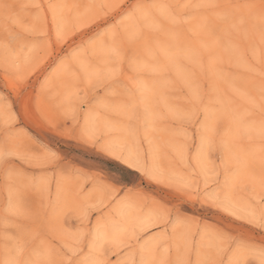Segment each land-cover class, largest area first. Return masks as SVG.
<instances>
[{
    "label": "rangeland",
    "instance_id": "obj_1",
    "mask_svg": "<svg viewBox=\"0 0 264 264\" xmlns=\"http://www.w3.org/2000/svg\"><path fill=\"white\" fill-rule=\"evenodd\" d=\"M207 2L209 0H0V95L15 99L11 74L6 75L2 66L6 30L22 32L27 38L26 47H17L12 59L19 65V71L26 73L23 87L28 95L34 96L52 116L57 115L60 105H72L75 114L80 115L82 103L86 106L90 98L80 79L92 75L97 66L107 71L114 66L117 72L125 73L126 79H129L128 73L139 77L137 115L146 112L149 122L155 120L156 126L149 127L145 133L143 119L122 115L120 118L133 126V133L125 134L124 146L134 155L138 152L142 164L155 163L175 180L194 176L202 191L206 189L226 199L234 213L212 215L210 221L245 230L247 218L264 210V109L261 108L264 43L258 27L250 28L247 38L242 39L230 32L218 14L185 7ZM50 3L69 6L58 10L62 30L67 32V38L61 42H57L49 28L51 14L47 5ZM134 3L170 7L150 9L139 21H126L120 28L122 51L118 55L102 49L104 39H111L110 33L107 37L105 33L113 19L119 24L120 8L100 6ZM97 36V45L88 52L83 67L81 62H73L70 70H58V58L71 55L81 39ZM133 57L139 61L135 71L129 66ZM26 59L33 64L31 70ZM193 105L206 106L214 115L218 136L210 157L196 155L194 144L198 141L193 132L197 127L196 119L200 117L197 115L191 121L185 119L194 111ZM15 108L18 110L19 105ZM4 127L0 121V135ZM33 131L39 130L33 127ZM54 146L66 153L71 151L66 143L54 142ZM110 163L114 162L102 165L105 171ZM24 167L38 173L47 165L34 161ZM48 178V188L43 194L28 190L24 210L38 212L42 218L46 215L61 229L65 239L71 241L89 223L95 225L101 214L106 218H124L116 215L117 209L113 206L118 192L87 193L89 181L61 177L55 172H48ZM128 182L141 183L135 173L128 176ZM143 186L149 193L162 194L157 185L144 181ZM85 195L92 205L86 218L78 210ZM6 196L7 193L0 190V216ZM12 219L29 226L35 224L34 216Z\"/></svg>",
    "mask_w": 264,
    "mask_h": 264
},
{
    "label": "snow or ice",
    "instance_id": "obj_2",
    "mask_svg": "<svg viewBox=\"0 0 264 264\" xmlns=\"http://www.w3.org/2000/svg\"><path fill=\"white\" fill-rule=\"evenodd\" d=\"M66 7L69 6L47 5L51 14L49 28L57 42L67 38L58 13ZM100 7L120 8L119 24L114 18L111 28L105 25V37L110 33L111 39L105 38L100 45L118 55L122 51L120 28L126 21H139L150 9L170 6L134 3ZM185 7L218 14L230 32L242 39L247 38L250 28L258 27L264 43V0L258 3L256 0L227 3L209 0ZM6 32L2 66L6 75L11 74L15 99L0 95V121L5 125L0 135V190L7 193L0 216L3 226L0 264H264V210L247 218L245 230L210 221L212 215H234L226 199L206 189L202 191L194 176L175 180L155 163L142 164L139 153L134 155L124 146L125 134H132L133 126L121 119L122 115L143 119L145 133L149 127L156 126L155 120L149 122L146 112L137 115L139 77L128 73L130 83L125 73L117 72L114 66L110 71L97 66L92 75L80 79L90 96L86 106L82 103L80 115L75 114L74 106L60 105L57 115L52 116L34 96L28 95L23 87L26 73L19 71V65L12 59L17 47H26L27 38L22 32ZM98 40L99 36L81 39L71 55L58 58V70H70L73 62H81L83 67V61ZM25 63L31 70L32 62L26 59ZM138 64L134 57L129 61L134 71ZM261 99L264 100V95ZM261 108L264 109V103ZM193 109L185 119L200 117L193 132L198 141L194 144L196 155L210 157L218 136L214 115L206 106L193 105ZM33 127L39 131L34 132ZM54 142L68 144L71 151L66 153L55 147ZM34 161L47 167L38 173L24 167ZM108 162L114 163L105 171L102 165ZM48 172L89 181L87 193L118 192L113 206L117 209L116 215L124 218H106L101 214L95 225L89 223L71 241L65 239L61 229L46 215L42 218L38 212L24 210L30 188L41 194L47 191ZM132 173L140 179V185L128 182ZM144 181L159 186L162 194L145 191ZM91 206L85 195L78 204L82 217H87ZM19 216H34L35 224L29 226L12 219Z\"/></svg>",
    "mask_w": 264,
    "mask_h": 264
}]
</instances>
